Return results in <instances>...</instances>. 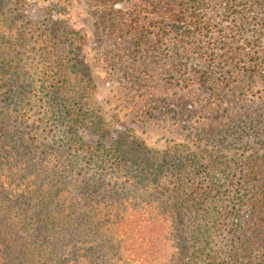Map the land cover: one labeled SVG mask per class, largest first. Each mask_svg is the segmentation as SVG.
I'll return each mask as SVG.
<instances>
[{
  "label": "rangeland",
  "instance_id": "obj_1",
  "mask_svg": "<svg viewBox=\"0 0 264 264\" xmlns=\"http://www.w3.org/2000/svg\"><path fill=\"white\" fill-rule=\"evenodd\" d=\"M4 1L15 34L6 31L7 39L2 42L8 57L17 54L28 74L40 69L35 43L40 33L34 30L41 25L36 22L62 20L84 37L83 55L92 79V100L96 112L111 129L131 135L160 156L172 146L182 145L203 161L219 157L236 164L245 158H264L263 8L228 19L221 18V12L212 7L197 9L213 26V39L218 34L221 40L210 60L190 51L187 69H183L171 65L170 47L176 40L167 39L159 45L151 34L162 25L161 20L168 22L166 17L179 11L180 0H162L157 7L155 0H114L113 4L108 0ZM139 33L146 38L139 39ZM18 36L22 41L17 42ZM154 47L169 50H158L156 54L160 55L154 57ZM252 61L260 65L252 69ZM29 81L24 79L25 83ZM4 91L1 87L0 111L12 131L16 129L18 133L25 127L22 119L37 123L43 117L32 95L26 104L15 107L4 101ZM27 107L32 110L22 118ZM23 144L14 158L28 159L24 171L17 169L21 163H12L10 168L0 164V264H6L5 250L10 242L25 252L27 264H116L121 260L123 264H171L164 226L156 232L144 226V217L137 215L119 224L117 214L109 215V210L101 206L106 194H90L82 189L83 183L95 178L97 172L105 175L84 155L75 166L49 162L50 172L37 184L27 185L22 180L25 172L36 174L33 167L41 166V145L48 151H62V146L68 149L69 145L53 133L52 126H46L37 137L24 139ZM164 177L161 182L176 181ZM180 180L186 183L189 178ZM200 180L205 179L198 174L193 182L201 183ZM122 186L131 193L129 184ZM144 192L136 189L130 194L137 198L136 204L146 201L148 194L144 196ZM184 198L186 195L180 193L176 199L183 202ZM95 201H100L97 209L84 210L87 203ZM209 207L200 205L197 214L207 217ZM184 208L179 216L180 230L187 228L192 214L184 212ZM198 219L203 225L204 220ZM110 224L115 226L110 229ZM157 233L159 241L155 242ZM184 237L189 235L184 232ZM190 243L187 239L185 247ZM176 262L185 264L186 260ZM219 263L224 262L218 258L216 264Z\"/></svg>",
  "mask_w": 264,
  "mask_h": 264
},
{
  "label": "trees",
  "instance_id": "obj_2",
  "mask_svg": "<svg viewBox=\"0 0 264 264\" xmlns=\"http://www.w3.org/2000/svg\"><path fill=\"white\" fill-rule=\"evenodd\" d=\"M155 2L157 7L162 0ZM5 4L0 0V88H5L4 101L21 107L30 94L39 104L35 106L43 110V117L37 123L22 119L25 127L17 133L0 111L1 166L10 168L12 163H21L17 169L24 171L28 159L16 160L15 152L23 147L24 139L43 134L44 128L50 125L59 141L69 147L48 151L41 145L40 151L38 149L41 166L33 167L36 174L29 171L23 175L22 180L27 185L37 184L44 179L43 175H48L49 162H68L75 166L84 155L94 166L104 170L105 175L97 172L95 178L83 183L82 189L90 194H106L101 206L109 210V215L117 214L119 224L126 217L137 215L144 217V226L149 225L156 232L164 226V241L172 252L171 264H177V259L186 260L185 264H216L218 258L223 264H264V158H245L236 164L219 157L203 161L182 145L172 146L160 156L131 135L111 129L96 112L92 100V79L83 55L84 37L62 20L36 22L35 25H41L38 30L33 28L40 33L35 37L40 69H32L28 74L17 54L8 57V49L2 42L7 39L6 31L12 36L15 34L13 19L7 18ZM256 7L264 9V0H180L179 11L166 17L168 22L161 20L162 25L155 27L151 34L159 45L167 39H175L176 43L170 47L171 65L187 69L186 58L190 51L210 60L221 40L218 34L213 39L216 33L213 26L209 20L204 21L205 17L199 15L197 9L211 8L220 11L221 18L228 19L238 14L244 16ZM143 38L146 35L139 33V39ZM20 41L22 38L18 36L17 42ZM158 50L162 53L169 49L154 47V57L160 55L156 54ZM259 65L260 62L252 61L249 67L254 69ZM25 78L30 81L25 83ZM25 110L22 118L32 107ZM198 174L205 180L194 183ZM164 176L176 181L161 182ZM180 178H189V183ZM172 183L176 184L171 187ZM125 184H129L131 193L136 189L145 191L146 201L136 204L137 198L130 195L127 186H122ZM180 193L186 195L183 202L176 199ZM99 202L87 203L84 210L97 209ZM202 204L210 206L207 217L197 214ZM44 205L47 207L46 203ZM183 207H186L184 212L192 214L187 228L180 230L179 216ZM193 208L195 211L191 212ZM198 218L204 220L203 225L198 223ZM113 226L115 224H110L109 228ZM184 232L188 238L184 237ZM159 236L158 233L154 236L155 242L159 241ZM187 239L191 243L186 248ZM5 251L6 264H27L25 252L15 249L12 242ZM116 264H123L122 260Z\"/></svg>",
  "mask_w": 264,
  "mask_h": 264
}]
</instances>
